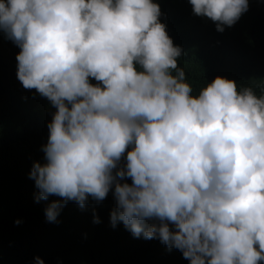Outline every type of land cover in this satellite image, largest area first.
<instances>
[{
  "label": "clouds",
  "instance_id": "9594fccd",
  "mask_svg": "<svg viewBox=\"0 0 264 264\" xmlns=\"http://www.w3.org/2000/svg\"><path fill=\"white\" fill-rule=\"evenodd\" d=\"M189 3L221 32L248 10V0ZM160 15L154 0H0L18 80L56 109L45 162L29 173L36 199L62 198L45 209L56 222L68 201L84 207L112 191L113 227L159 239L190 264H259L264 71L242 83L202 75L194 87L186 64L202 55L175 45Z\"/></svg>",
  "mask_w": 264,
  "mask_h": 264
},
{
  "label": "trees",
  "instance_id": "16d2710c",
  "mask_svg": "<svg viewBox=\"0 0 264 264\" xmlns=\"http://www.w3.org/2000/svg\"><path fill=\"white\" fill-rule=\"evenodd\" d=\"M154 2L173 43L189 57L202 55L186 64L194 87L206 83L202 75L242 83L251 73L264 71V0H248V10L222 32L216 22L195 15L189 0ZM19 51L0 31V264H36V257L44 264H190L180 250L159 239L137 238L122 222L113 227L112 191L100 202L89 197L84 207L68 201L56 222L46 219L47 206L62 198L37 201L39 190L29 173L34 162H45L47 125L56 109L18 80Z\"/></svg>",
  "mask_w": 264,
  "mask_h": 264
},
{
  "label": "bare ground",
  "instance_id": "6f19581e",
  "mask_svg": "<svg viewBox=\"0 0 264 264\" xmlns=\"http://www.w3.org/2000/svg\"><path fill=\"white\" fill-rule=\"evenodd\" d=\"M7 200V199H6Z\"/></svg>",
  "mask_w": 264,
  "mask_h": 264
}]
</instances>
